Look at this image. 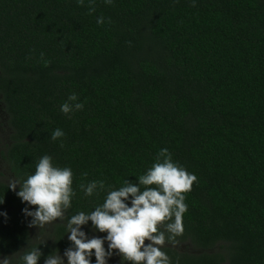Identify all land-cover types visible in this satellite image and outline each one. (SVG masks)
Wrapping results in <instances>:
<instances>
[{"label": "trees", "instance_id": "obj_1", "mask_svg": "<svg viewBox=\"0 0 264 264\" xmlns=\"http://www.w3.org/2000/svg\"><path fill=\"white\" fill-rule=\"evenodd\" d=\"M73 93L83 108L66 115ZM0 104L13 178L49 155L72 170L75 192L35 240L23 212L35 206L0 180V259L63 255L70 217L138 182L167 148L197 177L183 233L170 241L159 226L170 264H264V0H95L91 15L88 0H0ZM56 129L65 135L53 141ZM94 180L105 189L86 196L79 185ZM114 262L130 264L115 251Z\"/></svg>", "mask_w": 264, "mask_h": 264}, {"label": "clouds", "instance_id": "obj_2", "mask_svg": "<svg viewBox=\"0 0 264 264\" xmlns=\"http://www.w3.org/2000/svg\"><path fill=\"white\" fill-rule=\"evenodd\" d=\"M112 2L105 0L109 5ZM78 4L83 6L84 0H78ZM88 10L90 15L95 12V0H88ZM97 23L103 24L104 17H98ZM43 57L41 53V59ZM49 63L44 61L45 66ZM77 100V95L71 94L61 105V111L67 115L73 110H82L83 104ZM64 135L61 129H56L51 138L55 141ZM137 180L133 183L126 179L118 189H110L104 202L94 211L79 212L70 217L67 230L71 246L63 254L67 257V264H91L93 255L96 264H107V259L114 251L130 264H170V258L161 250L166 241L165 231L170 241L183 233V214L187 211L184 193L191 191L197 177L174 162L168 149L163 148L158 152L155 163ZM72 183L73 173L70 168L54 166L52 157L43 155L36 164L34 174L29 175L23 183L10 181L9 188L22 202L35 206L34 211L23 209L24 214L32 218L30 226L42 227L64 217L75 195ZM17 186L19 191H16ZM79 187L86 196H92L98 190L105 189V182L94 180L86 185L82 183ZM89 221L96 231L106 233V236L89 238L81 230ZM160 225L165 226V231L159 230ZM105 241L108 244L107 250L104 247ZM42 255L39 247H32L23 253L20 260L22 264H38ZM0 264H11L9 257H5ZM44 264L65 262L59 253H50L44 259Z\"/></svg>", "mask_w": 264, "mask_h": 264}, {"label": "rangeland", "instance_id": "obj_3", "mask_svg": "<svg viewBox=\"0 0 264 264\" xmlns=\"http://www.w3.org/2000/svg\"><path fill=\"white\" fill-rule=\"evenodd\" d=\"M4 116H5V113H4ZM9 133H10V129L8 128V125L4 121L3 114H0V180L8 181V182L15 180L9 169L8 164L6 163V161L4 160L2 156V152L5 150L4 145L8 141V138H9ZM54 223L55 221L45 224L42 227L41 226L32 227L31 230L33 233L32 235L33 238H35V240H48L49 237L51 236L50 232H51V229ZM81 230L85 231V233L87 234L89 238L93 236L104 237L103 235H101V233H98L89 227H84ZM145 243L147 244L148 241H145ZM61 256L63 257V259H65L63 255ZM4 258L5 257L1 258L0 261H2ZM9 259L11 261V257H9ZM113 264H118V263L114 262Z\"/></svg>", "mask_w": 264, "mask_h": 264}, {"label": "flooded vegetation", "instance_id": "obj_4", "mask_svg": "<svg viewBox=\"0 0 264 264\" xmlns=\"http://www.w3.org/2000/svg\"><path fill=\"white\" fill-rule=\"evenodd\" d=\"M4 110H3V107H2V105L0 104V114H3L4 115ZM4 121H5V119H4ZM6 123V122H5Z\"/></svg>", "mask_w": 264, "mask_h": 264}]
</instances>
